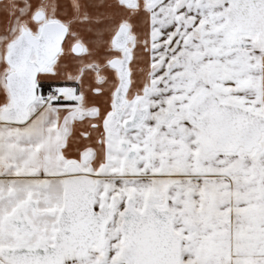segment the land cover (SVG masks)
Listing matches in <instances>:
<instances>
[{
	"label": "snow or ice",
	"instance_id": "obj_1",
	"mask_svg": "<svg viewBox=\"0 0 264 264\" xmlns=\"http://www.w3.org/2000/svg\"><path fill=\"white\" fill-rule=\"evenodd\" d=\"M0 264H264V0H0Z\"/></svg>",
	"mask_w": 264,
	"mask_h": 264
}]
</instances>
